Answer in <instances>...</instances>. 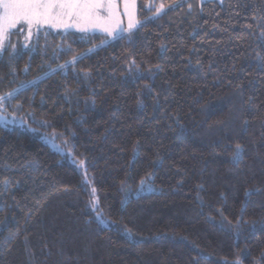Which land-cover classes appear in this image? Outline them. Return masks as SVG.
Instances as JSON below:
<instances>
[{"label":"trees","instance_id":"1","mask_svg":"<svg viewBox=\"0 0 264 264\" xmlns=\"http://www.w3.org/2000/svg\"><path fill=\"white\" fill-rule=\"evenodd\" d=\"M176 2L184 7L137 0L138 19L152 16L149 4L167 15L134 30L133 42L43 29L23 48L13 30L0 94L95 51L13 101L27 128L0 124V181L12 182L0 183V229L19 233L0 247V264H264V0H205L203 11ZM79 161L114 221L107 227L88 209ZM126 228L143 243L130 244Z\"/></svg>","mask_w":264,"mask_h":264},{"label":"snow or ice","instance_id":"2","mask_svg":"<svg viewBox=\"0 0 264 264\" xmlns=\"http://www.w3.org/2000/svg\"><path fill=\"white\" fill-rule=\"evenodd\" d=\"M196 2L200 10L203 11L205 0H196ZM219 2L220 4H224V0H219ZM186 6L191 13L194 7L193 3H187ZM167 7L175 11L177 8H183L184 3H177L176 0H173V3L167 5ZM147 10L151 11L152 16L149 18L147 12H145V19L140 20L137 17V0H0V53L5 52L6 46L15 51L16 46L11 43V36L14 34L13 30L18 27L20 32L24 33L23 48L29 47V43L32 41L34 35L38 44L41 35H47L46 32H42L43 29H63L65 36L68 35L69 29L86 33L99 31L111 40H127L133 42V36L136 34L134 30L138 28L143 30L147 27L149 19L161 18V13L167 15L164 3H160L158 6L149 4L147 5ZM125 18L127 19L126 26H124ZM261 19H264V17H261ZM261 27H264V25H261ZM260 35L264 37V31ZM161 47L163 48L164 46L161 45ZM35 50V47L31 49V51ZM60 51L63 52L64 49L61 48ZM68 51H72L71 45L68 46ZM93 51L95 49L90 48L86 53L72 55L70 60L58 64L56 68L49 66V70L44 75L21 83L19 87L0 94V123L5 125L16 123L15 119L10 120L3 113L12 106L13 101L19 100L20 96L24 95L26 90L36 89L38 91L39 85L53 75H60L66 78L67 73L69 71L76 72L78 63L82 62L88 53ZM256 58L260 66L264 67V56L256 53ZM53 59L55 60L57 57L54 55ZM135 63V60H133L132 64L135 65ZM197 63L199 64V61ZM155 67L157 71L162 72L164 70L159 64ZM24 70L27 72L28 67L26 66ZM84 76L85 78H89L90 73L85 72ZM141 78H143L142 73L137 76V79ZM146 87L149 93L154 91L151 86ZM65 98L67 99L68 96L66 95ZM252 99V97H249L248 102L251 103ZM92 103L94 105L95 100ZM141 106L143 105L141 104ZM16 107L19 110H23V105L21 104H17ZM244 123L247 124L248 121ZM32 131H35V129H32ZM73 135L75 134L73 133ZM242 153L243 146L237 143L233 153V160L237 162L241 160ZM137 154L138 151L134 153V156ZM68 155L71 157V162L77 164L75 157L71 156V152ZM78 166L84 170L85 189H90L88 192V209L93 214L98 225L107 227L109 224L114 223V221H110L104 216L100 207V199L96 194L97 188L94 186L93 179L88 177L84 161H79ZM0 183L4 185V191H8L12 182L5 177ZM16 187H19L18 182L16 183ZM145 189L149 192L153 191L151 184L145 185V182L141 181V192L145 191ZM2 194L3 192H0V195ZM4 231H7V235L0 239V247H6L13 243L19 236L18 232L10 230L7 225L3 229H0V235ZM124 235L127 241L134 246L143 243L142 240L135 238V234L130 228L125 229ZM25 243H27L26 240ZM237 264H239V261H237Z\"/></svg>","mask_w":264,"mask_h":264},{"label":"rangeland","instance_id":"3","mask_svg":"<svg viewBox=\"0 0 264 264\" xmlns=\"http://www.w3.org/2000/svg\"><path fill=\"white\" fill-rule=\"evenodd\" d=\"M126 24H127V19L125 18V19H124V26H126ZM14 30H19V27H18L17 29H14ZM51 30L57 31V29H51ZM59 30H62V31H63V29H59ZM69 31L78 32V31H76L75 29H69ZM78 33H79V32H78ZM84 33H86V32H84ZM87 33H90V34H91V32H87ZM95 33H98V34H101V35L103 34V33L99 32V31H96ZM33 37H34V36H33ZM22 40H24V37L22 38ZM3 115L8 116V118H9L10 120H11V119H15V121H16L15 124L9 123V124H7V125H12V126H17V125H18V126H20L21 128H27V123H24V122H23L21 119H19V118H15V117L13 116V114L9 111V109H7V111H6L5 113H3ZM0 124L6 126V125L3 124V123H0ZM43 140L46 141V143H47L50 147H52V149L57 150V151L61 152L62 154L65 153V151H64L61 147H59L58 144H56L53 140H49V139H46V138H44V137H43Z\"/></svg>","mask_w":264,"mask_h":264}]
</instances>
